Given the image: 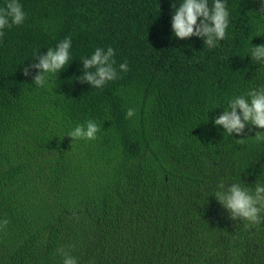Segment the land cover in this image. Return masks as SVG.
<instances>
[{
	"label": "trees",
	"instance_id": "trees-1",
	"mask_svg": "<svg viewBox=\"0 0 264 264\" xmlns=\"http://www.w3.org/2000/svg\"><path fill=\"white\" fill-rule=\"evenodd\" d=\"M228 2V37L207 49L174 37L177 0H20L25 23L0 38V264H62L64 252L78 264H264V218L234 221L211 195L264 172L251 139L264 130L224 137L213 123L264 72L245 56L264 5ZM68 36L73 62L36 87L30 65ZM108 46L126 73L103 89L72 79ZM87 119L97 139L65 136Z\"/></svg>",
	"mask_w": 264,
	"mask_h": 264
},
{
	"label": "clouds",
	"instance_id": "clouds-1",
	"mask_svg": "<svg viewBox=\"0 0 264 264\" xmlns=\"http://www.w3.org/2000/svg\"><path fill=\"white\" fill-rule=\"evenodd\" d=\"M260 3L264 5V0H260ZM233 11L228 0H177L172 6L171 30L179 40L197 37L202 39L205 48L215 49L228 37ZM25 21L26 12L20 0H3L0 4V38L4 37L6 30L21 26ZM261 33H264V26L258 27L253 37H259ZM251 41L245 56H250L253 62L260 65V69H264V44L253 46ZM71 49V36L59 41L55 47L47 48L46 54L38 57V63L30 65L37 70L32 84L38 88H51L57 74L73 62ZM38 53H34L35 59ZM115 55L111 46L106 49L96 47L91 54L81 57L79 61L83 71L79 77L74 76L72 79L81 84L86 83L93 89H103L106 84L119 79L121 73L129 70L126 60L117 66ZM29 74V69L24 68L23 75L27 77ZM253 81L259 82H251L248 87L227 97L223 107H216L223 108V111L214 118L213 123L217 128L222 127L224 137L241 135L246 126L264 130V72ZM205 111L208 121V113L212 110ZM134 115L135 109L130 107L125 118L130 119ZM100 130L96 121L87 119L71 127L65 136L72 141H93L97 139ZM251 139L254 143H264V131H257ZM211 195L234 221L252 225L264 218V172L257 176L251 186L241 180L221 181ZM7 223V220L0 221V226ZM61 255L62 264H78L71 254L64 252Z\"/></svg>",
	"mask_w": 264,
	"mask_h": 264
}]
</instances>
